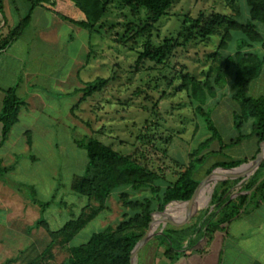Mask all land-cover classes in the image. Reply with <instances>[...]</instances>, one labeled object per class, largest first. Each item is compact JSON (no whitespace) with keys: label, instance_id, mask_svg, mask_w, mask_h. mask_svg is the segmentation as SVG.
<instances>
[{"label":"rangeland","instance_id":"1","mask_svg":"<svg viewBox=\"0 0 264 264\" xmlns=\"http://www.w3.org/2000/svg\"><path fill=\"white\" fill-rule=\"evenodd\" d=\"M8 2L5 0L6 5ZM12 2L18 10L10 15L9 8H3L8 22V26H4L0 17V32L3 36L7 34L9 26L13 27L27 14L29 8L26 0ZM235 2L242 10L241 19L248 20L246 1ZM201 12L234 13L228 0H174L168 15L156 23L152 35L154 43L160 44L165 37H176L183 20L187 16L195 18ZM145 14L142 9L137 17H133L129 8L118 3L111 4L103 19L106 22L105 29H98V32L83 29L73 42H68V35L72 33L64 26L61 45L49 47L43 52L40 50L42 47H36L35 54L40 59L41 67L35 66L34 70L43 74L39 77L41 83L37 84L41 99L32 101L35 112L30 111V116L20 117L11 129L8 140L0 148V264L8 259H14L8 264H27L42 255L53 241L44 225L32 228L41 216V208L32 202L30 187L35 188L36 198L40 202L54 198V204L43 214L52 231L61 229L69 220L77 218L89 203L86 197L77 196L71 191L73 177L84 174L88 161L86 151L74 143V136L96 135L103 143L124 154L138 148L155 167H168L169 172L180 169L175 161L187 165L190 152L209 136L203 117L195 113L188 93L177 91V87L182 83V73L204 80L205 72L212 65L210 56L217 50L219 38L214 37L209 42H191L177 49L164 66L154 62L137 66L136 61L145 38H139L135 43L129 41L127 35L123 37L124 25L129 22L141 24ZM112 25L114 28L109 29ZM260 28L263 30V26ZM38 31L37 27L31 29L30 42ZM258 49L262 55L264 51L261 46ZM80 68L82 70L77 74ZM97 78L110 79L100 93H94L85 100H81L82 93H72L75 88H83ZM57 81L61 82L63 91L55 86ZM234 90L235 87L229 82L219 88L216 97L209 99L205 105L210 109V117L224 142L236 138L241 132L247 134L251 131V120L242 131L234 127L233 111L237 109V104L231 98ZM263 93L264 66L249 94L259 97ZM146 133L149 134L150 142L144 144L137 141L138 137ZM28 134L36 142L30 151L25 150ZM210 148L217 151L219 142L211 144ZM257 150L255 139L249 138L223 153H213L198 169L195 178L203 183L208 176L206 172L212 169L214 163L224 162L228 158L251 159L256 156ZM4 167L11 169L4 172ZM247 180L240 183V178L229 179L218 182L216 186L227 182L228 193L235 197ZM214 190L212 188L207 192L208 199L198 206V211L176 213L168 217L166 224L160 221L154 228L155 232L177 230L193 213L194 217L185 227L201 224ZM125 191L132 199L151 196L150 189L135 191L128 188ZM129 212L123 205L120 192H115L108 200V208L88 223L70 244L54 243L51 263L65 264L69 246L86 243L94 233L115 226ZM157 236L151 237L141 248L135 264H153L157 260L162 250L159 245L161 240ZM173 240L175 246L185 247V244L179 243V237L174 236ZM219 247L220 241L217 239L212 244L210 254L193 258L192 263L218 264Z\"/></svg>","mask_w":264,"mask_h":264},{"label":"trees","instance_id":"2","mask_svg":"<svg viewBox=\"0 0 264 264\" xmlns=\"http://www.w3.org/2000/svg\"><path fill=\"white\" fill-rule=\"evenodd\" d=\"M72 1L85 15L89 23L87 30L90 32L106 28L103 19L111 4L118 3L129 8L133 17H137L142 9L145 10V20L141 24L129 22L124 25L123 37L127 35L129 41L135 43L139 38H145L143 49L136 61L137 66L145 62L164 66L177 49L191 42H209L214 37L219 38L217 50L210 56L212 65L205 72L204 80L182 73V83L177 87V91L188 93L195 113L198 117H203L204 126L209 132V136L190 152L188 155L190 161L187 165L175 161L180 169L169 172L168 167H155L138 148L132 153L124 154L103 143L96 135L74 136V143L86 151L88 161L84 174L73 177L71 191L77 196L86 197L89 203L77 218L69 220L57 231L50 230L47 220L43 217L45 211L54 204V198L40 202L36 198L35 188L30 187L33 194L32 202L41 208V216L32 228L44 225L53 241L42 255L27 264H52L54 256L51 249L54 243L70 244L88 223L108 208V200L115 192H120L123 205L130 212L125 213L124 219L115 226H108L94 233L86 243L69 246L65 264H130L132 251L148 230L153 213L162 212L169 205V208L182 205L184 203L174 205L172 203L191 200L201 190V182L195 177L198 169L205 164L211 154L223 153L252 137L257 139L258 153L260 145L264 143V93L259 97H252L249 94L253 82L259 78L264 66V52L261 55L258 49V46H261L264 51V0H245L249 8V18L246 21L241 19L242 10L236 5L235 0H228L233 14L201 12L195 18L187 16L177 36L165 37L160 44L154 43L152 35L156 30V23L168 15L174 0ZM30 2L29 11L19 22L9 28L4 36L0 32V52L17 40L31 23L32 12L37 2L36 0ZM3 8V0H0L1 23L7 26ZM260 26H263V30ZM113 28L114 25L109 29ZM109 82V78H97L83 88L77 89L75 94L82 93L81 100H85L94 93H100ZM229 82L235 87L231 98L237 104V109L233 111L234 127L242 131L245 124L251 120V132L247 134L241 132L236 138L224 142L220 139L219 130L210 117V109L205 105L209 99L216 97L219 88L225 87ZM3 91L5 97L0 110V148L8 140L11 129L18 123L21 110L27 107V102L18 97L15 87ZM75 107L76 105L72 111ZM137 141L147 144L151 140L146 133L138 137ZM215 142H219L217 151L210 148ZM32 143L28 134L27 144L30 149ZM251 159L228 158L224 162L214 163L212 169L234 168ZM10 169L4 167L2 170L8 172ZM227 185V182H223L215 187L210 206L205 210L206 217L201 224L195 223L192 227L181 230H165L163 234L157 236L161 240L159 245L162 249L157 262L164 260L174 264L185 255L188 247L197 245L202 237L211 239L216 231L227 227L259 206L264 199V162L242 185L235 197L228 193ZM128 188L135 191L150 189L151 196L132 199L125 191ZM212 206L214 208L211 210ZM157 216L158 214L154 216L153 221ZM174 236L179 237V243L187 245V248L175 246ZM13 260L8 259L3 264L11 263Z\"/></svg>","mask_w":264,"mask_h":264},{"label":"crops","instance_id":"3","mask_svg":"<svg viewBox=\"0 0 264 264\" xmlns=\"http://www.w3.org/2000/svg\"><path fill=\"white\" fill-rule=\"evenodd\" d=\"M26 1L29 4V11L30 0ZM36 2L31 23L17 40L0 52V110L5 97L3 90L15 87L18 97L27 102V107L20 112L19 120L23 115L30 116V111L35 112L32 101L41 99L37 84L41 83L39 77L43 74L41 71L34 70L35 66L41 67L40 59L35 54L36 47H42L40 50L43 52L49 47L61 45L64 26L72 33L68 35V42H73L74 37L81 34L83 29L87 30L89 25L83 12L72 0H36ZM12 4V0H9L8 5L3 0L4 9L7 6L10 15L18 10ZM35 27L39 31L30 42V31ZM81 70L82 68L77 70V74H80ZM60 83V81L55 82V86L63 91ZM77 89L79 88H75L72 93H75ZM252 138L257 144V139ZM32 141V147L36 146V142ZM25 150L30 151V147H25ZM217 239L220 241L218 264H264V199L250 213L216 231L211 239L208 240L204 236L192 248H187L185 245L186 253L178 259V264H194L191 261L193 258L207 256L211 253L212 244ZM153 264L169 263L156 260Z\"/></svg>","mask_w":264,"mask_h":264},{"label":"water","instance_id":"4","mask_svg":"<svg viewBox=\"0 0 264 264\" xmlns=\"http://www.w3.org/2000/svg\"><path fill=\"white\" fill-rule=\"evenodd\" d=\"M263 162H264V143H262L260 145L259 152L256 154V156L253 159L249 160L248 162L241 164L240 166L234 167V168H221V167H219V168L209 170L208 172L210 174H209L207 180H209L210 177L213 176L214 174H216L218 171H222L224 173V177L217 180L215 183H213V185H212L213 188H215V186L218 182L228 181L229 179L240 178L241 179L240 183H242L245 180H247L248 178H250L258 170V168L261 166V164ZM245 166H249V171L247 174L242 175V174H239L236 172L237 170H239ZM198 189H199V187L196 189V192L198 191ZM193 199H194V197L192 198V200ZM191 201H189V202H191ZM186 202H188V201H186ZM157 213L163 214L164 212H157ZM154 214L155 213H153V215H152V221L149 224L148 230L146 231L144 236L137 242V244L135 245V247L132 251L130 264H135V261H136V258H137L139 251L148 242V240L151 237H153L154 235H157V234L161 235L165 231L164 229L159 233L152 231V223H153ZM194 215H195V213L191 214L190 217L188 218V220L183 225L178 226L177 230L183 229L192 220Z\"/></svg>","mask_w":264,"mask_h":264},{"label":"bare ground","instance_id":"5","mask_svg":"<svg viewBox=\"0 0 264 264\" xmlns=\"http://www.w3.org/2000/svg\"><path fill=\"white\" fill-rule=\"evenodd\" d=\"M249 171V166H245L236 172L242 175L247 174ZM209 176V175H208ZM208 176L204 179L203 183H201V190L198 192L200 193L199 195H196L194 199L188 200V202H183L184 204L174 206L171 208H168L163 214H159L156 219L152 223V231H155L154 228L158 225L160 221H162L164 224L167 223L168 217L176 215V213H180L183 211H198L200 207H198L202 202L208 199L207 197V192L211 191L213 188V183H215L217 180L221 179L224 177V173L222 171H218L216 174L210 177L209 180H207ZM207 180V181H206ZM209 185V186H208ZM208 186V188H206ZM191 201V202H189ZM176 204H180L177 202ZM203 208V207H201Z\"/></svg>","mask_w":264,"mask_h":264}]
</instances>
